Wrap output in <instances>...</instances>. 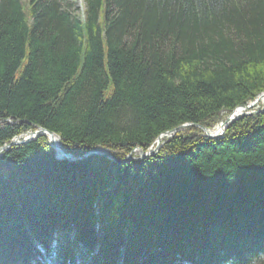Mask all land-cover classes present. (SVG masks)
I'll return each mask as SVG.
<instances>
[{"label":"trees","instance_id":"16d2710c","mask_svg":"<svg viewBox=\"0 0 264 264\" xmlns=\"http://www.w3.org/2000/svg\"><path fill=\"white\" fill-rule=\"evenodd\" d=\"M83 1L0 0V147L77 156L0 153V264H264V110L200 128L264 93V0Z\"/></svg>","mask_w":264,"mask_h":264},{"label":"water","instance_id":"95a60500","mask_svg":"<svg viewBox=\"0 0 264 264\" xmlns=\"http://www.w3.org/2000/svg\"><path fill=\"white\" fill-rule=\"evenodd\" d=\"M260 97H261V99H262V107H261L260 109L251 110V107H252L254 104H256V103L258 102V100H259ZM238 108L244 110L243 112H241V114H243V113H244V114H251V113H253V112H256L257 110H260V111L264 110V93L260 94V95H259L254 101L250 102L249 104L244 105V106H239V107L235 108V109L233 110V112H234L236 109H238ZM233 112H232L230 115H228L227 118H226L222 123H220V126H221L220 129H221V130H220L219 133H214V134H212V133H211V130H213V129H207V128H204V127H200L201 130L203 131V134H204L206 137H209V138H218V137H220V136L223 134V132H224V130H225L227 124L230 123L232 120H234L238 115H240V114H238L237 116L234 117V116H232ZM179 130H180V127H179V128H176V129H173V130H171V131L165 132V133H163V134H161V135H159V136L155 139V141L153 142V144H155V145H154V146H155V148H154L155 152L158 150L159 146L161 145V140H160V137H161V136H163V137H164V136H165V137H170L174 132L179 131ZM39 134H40V135H45V136H47V134H49V135H53V136H57V135H56L54 132H52V131H49V130L43 128V127H38V128H37L36 130H34V131H28L22 139H20L21 136H17V137L14 138L9 144L0 147V153H1L2 151L6 150L8 147H10V146H12V145H16V144H25V143H27V142L33 140L34 137H35L36 135H39ZM57 138H58V140H59V137H58V136H57ZM49 143H50V141H49ZM59 144H60V143H59ZM153 144H152V145H153ZM50 145H51V143H50ZM51 146H52V145H51ZM60 151H61V157H57L58 159H71V160L77 159V156H74V155L68 153L67 151H65V150L61 147V145H60ZM134 151H138V155L141 156V157H144V156H152V155L155 153V152L153 153L152 151L144 152L143 150H141V149H139V148H136ZM95 154H98V155H101V156H103V157H106V158L109 159V160L116 161V158L113 156L112 152H111L109 149L104 148V147H97L96 149L91 150L89 153L83 155L81 158H86V157L89 156V155H95ZM128 159H129V158H126L124 161H126V160H128Z\"/></svg>","mask_w":264,"mask_h":264},{"label":"rangeland","instance_id":"374dc122","mask_svg":"<svg viewBox=\"0 0 264 264\" xmlns=\"http://www.w3.org/2000/svg\"><path fill=\"white\" fill-rule=\"evenodd\" d=\"M72 4V9L78 13V15L82 16V12H83V9H84V1L83 0H69ZM262 107V99L258 100V102L256 104H254L252 107H251V110H256V109H259ZM244 110H242L241 112H243ZM241 114V113H240ZM226 116H224L223 118H225ZM219 124V123H218ZM215 126L212 128L214 129ZM51 143V142H50ZM52 145V144H51ZM155 144L151 145L148 150L146 152H149V151H152L153 153L155 152L154 146ZM53 146V145H52ZM54 147V146H53ZM55 151H56V155L58 157H61V154L57 151V148L54 147ZM134 155L135 156H138V157H141L138 155V151H134ZM144 157H149V156H144ZM142 158V157H141Z\"/></svg>","mask_w":264,"mask_h":264},{"label":"bare ground","instance_id":"6f19581e","mask_svg":"<svg viewBox=\"0 0 264 264\" xmlns=\"http://www.w3.org/2000/svg\"><path fill=\"white\" fill-rule=\"evenodd\" d=\"M261 99V97L259 98V100ZM243 109H236L234 112H233V114H232V116H237L238 114H240L241 113V111H242ZM227 118V117H226ZM225 118V119H226ZM225 119H223L222 121H220L219 122V124H217L216 126H215V128L213 129V130H211V133L212 134H214V133H219L220 132V128H221V126H220V123H222ZM47 137H48V139H49V141L51 142V144L54 146V147H56L57 148V151L61 154V151H60V144H59V140H58V138H57V136H53V135H49V134H47ZM162 137L163 136H161L160 137V140H162ZM57 156V155H56ZM58 157V156H57Z\"/></svg>","mask_w":264,"mask_h":264}]
</instances>
